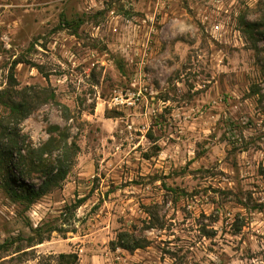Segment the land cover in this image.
Here are the masks:
<instances>
[{
    "label": "rangeland",
    "instance_id": "1",
    "mask_svg": "<svg viewBox=\"0 0 264 264\" xmlns=\"http://www.w3.org/2000/svg\"><path fill=\"white\" fill-rule=\"evenodd\" d=\"M60 254L264 264V0H0V264Z\"/></svg>",
    "mask_w": 264,
    "mask_h": 264
},
{
    "label": "trees",
    "instance_id": "2",
    "mask_svg": "<svg viewBox=\"0 0 264 264\" xmlns=\"http://www.w3.org/2000/svg\"><path fill=\"white\" fill-rule=\"evenodd\" d=\"M14 64H19V62H15ZM19 108H20V104L19 105H15V104H12L10 105L9 107V110L11 112V114H17L19 113ZM27 114L23 115L24 117L26 116ZM14 148L16 146V144H13ZM30 155H35L33 154V152H30ZM4 158H6L5 160L6 161H12V155L11 153H7V155H4L3 156ZM31 160V158H30ZM33 163V161H30ZM65 175L64 173H59V172H55L54 173V170H51V176L49 177H46L45 181H43L41 183V185L36 188L34 186H25L23 184H21V188L22 190L20 191L21 194H18L16 191L12 190L11 188H8V191L10 192V196L15 198V199H19V200H22L23 202H25L26 204L28 205H31L33 203H35L37 200H39L40 198H42L44 195L47 194V192H49L50 188H53V187H56L58 182L62 181L64 179ZM13 182V181H12ZM126 236V235H120L119 238H118V243L116 244L117 247L121 248V249H125V250H137V249H141L145 246L139 244V243H133L134 245L132 246H129V245H124L125 243V239H123V237ZM42 241H40L38 244H41ZM74 262L77 261V257L73 254H68V255H65V254H60L58 256V261H60V263L62 264H69L70 263V260H72Z\"/></svg>",
    "mask_w": 264,
    "mask_h": 264
},
{
    "label": "built area",
    "instance_id": "3",
    "mask_svg": "<svg viewBox=\"0 0 264 264\" xmlns=\"http://www.w3.org/2000/svg\"><path fill=\"white\" fill-rule=\"evenodd\" d=\"M25 4H28L30 2V0H22ZM223 31V27H221L220 25L218 24H214L212 27H211V33L213 35H219L221 34V32ZM236 33V32H235ZM237 34V33H236ZM235 34V37H237ZM115 102H118L117 99L115 100Z\"/></svg>",
    "mask_w": 264,
    "mask_h": 264
}]
</instances>
